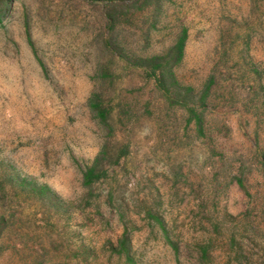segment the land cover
Returning a JSON list of instances; mask_svg holds the SVG:
<instances>
[{
	"label": "rangeland",
	"instance_id": "374dc122",
	"mask_svg": "<svg viewBox=\"0 0 264 264\" xmlns=\"http://www.w3.org/2000/svg\"><path fill=\"white\" fill-rule=\"evenodd\" d=\"M0 221V264H264V0H0Z\"/></svg>",
	"mask_w": 264,
	"mask_h": 264
},
{
	"label": "trees",
	"instance_id": "16d2710c",
	"mask_svg": "<svg viewBox=\"0 0 264 264\" xmlns=\"http://www.w3.org/2000/svg\"><path fill=\"white\" fill-rule=\"evenodd\" d=\"M112 21V20H110ZM182 36H180V40L175 44V46L172 48V52L170 55L171 58V65L177 64L179 63L183 56H184V47H185V41L187 38V28H183L182 29ZM159 56H155L154 59L151 58V63H154L156 61L159 62L158 60ZM147 73V72H146ZM151 74V71H149L148 69V73L147 74ZM154 74L157 77V82L159 85L163 86L166 88V86L168 84H179V80L177 79L174 71L172 70V68L168 69L167 71H155L154 70ZM103 77H108V73L103 72L102 73ZM89 106L92 110V112H94L95 114L98 115L99 120L102 124L104 125H109V121H108V108L104 105V103H102L99 98L98 95L94 94L90 99H89ZM193 111L194 116L197 118V121L199 122V124L201 123L200 121H202V116L201 114L198 112L197 109H191ZM107 154L106 149H102L101 153L99 154V156L96 158V160L94 161V164L89 168V170L87 171V173L85 174L86 177V181L85 183L89 184L92 182L94 177H98L99 175H97V168L98 165L100 164V162L102 161V159H104V156ZM45 190H48L47 187H44ZM2 226H1V221H0V234L2 233L1 230ZM126 239L124 238L122 240V243L124 244V246H126ZM128 251V249H126Z\"/></svg>",
	"mask_w": 264,
	"mask_h": 264
}]
</instances>
